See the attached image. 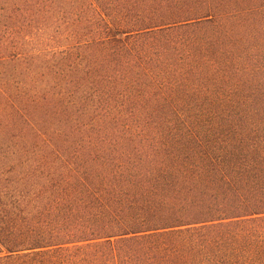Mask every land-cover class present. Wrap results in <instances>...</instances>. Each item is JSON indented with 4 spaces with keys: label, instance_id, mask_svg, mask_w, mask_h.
Masks as SVG:
<instances>
[{
    "label": "trees",
    "instance_id": "trees-1",
    "mask_svg": "<svg viewBox=\"0 0 264 264\" xmlns=\"http://www.w3.org/2000/svg\"><path fill=\"white\" fill-rule=\"evenodd\" d=\"M0 264H264V0H0Z\"/></svg>",
    "mask_w": 264,
    "mask_h": 264
}]
</instances>
